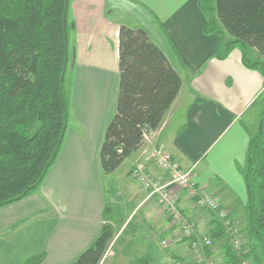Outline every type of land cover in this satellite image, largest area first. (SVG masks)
Here are the masks:
<instances>
[{
    "label": "crops",
    "instance_id": "0c3cea01",
    "mask_svg": "<svg viewBox=\"0 0 264 264\" xmlns=\"http://www.w3.org/2000/svg\"><path fill=\"white\" fill-rule=\"evenodd\" d=\"M206 22L200 0H70L65 78L68 130L40 187L0 208V250L4 249L8 259L17 258L24 264L29 258L41 257L39 264H73L92 246L104 225L113 226L111 243L117 244L135 221L146 254L130 263L191 264L188 240L132 175L135 166L143 163L153 179L168 180L150 158L156 148L167 151L182 170H191L196 186L219 200L233 226L239 231L245 228L247 192L241 169L247 162L250 136L256 133L252 131L255 120L247 122L246 117L264 95V74L259 68L247 67L235 47L220 58L219 36L204 33ZM123 25L145 30L179 72L183 84L160 128L116 171L105 175L100 153L117 109L119 30ZM171 194L200 234L219 237L223 229L211 211L175 186ZM121 223L122 228L116 230ZM223 235L211 253L215 257L224 251L226 264ZM156 237L168 243L167 253L158 249ZM229 258L228 264H233ZM104 260L105 256L101 264Z\"/></svg>",
    "mask_w": 264,
    "mask_h": 264
},
{
    "label": "trees",
    "instance_id": "16d2710c",
    "mask_svg": "<svg viewBox=\"0 0 264 264\" xmlns=\"http://www.w3.org/2000/svg\"><path fill=\"white\" fill-rule=\"evenodd\" d=\"M70 0H0V208L34 193L56 161L68 130L70 108L65 91L69 64ZM204 33L219 36L217 53L225 58L232 47H243L244 64L264 74V0H216L207 11ZM214 20L219 25L213 26ZM228 36V39L226 37ZM227 42V49L219 48ZM248 50L258 58L248 62ZM120 84L117 109L101 148L105 175L142 148L146 136L162 125L182 88V77L163 50L143 29L119 30ZM247 223L240 232L249 239V252L238 254L225 244L228 264L241 258L264 264V109L259 127L250 136L242 169ZM111 207L106 208L107 214ZM222 227V226H221ZM224 231L210 236L215 241ZM114 239V228L101 234L73 264H101ZM209 257L211 252L207 251ZM41 257L24 264H39Z\"/></svg>",
    "mask_w": 264,
    "mask_h": 264
},
{
    "label": "built area",
    "instance_id": "2783aa9c",
    "mask_svg": "<svg viewBox=\"0 0 264 264\" xmlns=\"http://www.w3.org/2000/svg\"><path fill=\"white\" fill-rule=\"evenodd\" d=\"M148 139L149 136H146V140ZM150 158L156 162L162 172L167 174L166 182L153 179L147 171L146 164L143 163L135 166L132 175L149 193V197L157 199L162 212L171 219L174 226L180 229L182 237L188 240L190 256L196 262L195 264H215V257L213 255L209 257L207 251L212 252L216 248L217 242L208 235L200 234L195 223L181 212L176 199L171 194V188L174 186L185 191L186 197L195 200L198 206L211 211L221 223L227 243L229 239L231 247L240 250L238 247L240 236L236 233L227 211L221 207L216 197L196 186L192 171L182 170L180 165L172 159V156L161 148L154 149L150 153ZM162 244L167 246V242ZM174 264L182 263L175 261ZM241 264H248V261H242Z\"/></svg>",
    "mask_w": 264,
    "mask_h": 264
},
{
    "label": "rangeland",
    "instance_id": "374dc122",
    "mask_svg": "<svg viewBox=\"0 0 264 264\" xmlns=\"http://www.w3.org/2000/svg\"><path fill=\"white\" fill-rule=\"evenodd\" d=\"M205 6L207 8V11H209L212 14H215L216 11V0H205ZM213 26L219 25V20H214L213 18ZM228 39V36L226 37ZM237 50L241 51L243 55V47L241 45H235L234 46ZM222 50L226 51L227 49V42H224L222 45ZM234 58V56H232ZM246 58L248 62L250 61L251 63L255 62V60L258 58L257 54L253 52V50H248L246 54ZM264 109V95L258 100V103L255 105V107L251 110V112L248 114L249 116L246 117V121L249 122L250 118H253L255 120V125L252 128V131L257 132L258 127H259V119L261 112ZM136 184V182H135ZM115 207V206H114ZM113 213H111L112 215ZM114 215V214H113ZM119 216L121 217L122 214L119 213ZM139 217V216H138ZM186 217V216H185ZM114 218L119 220V217L114 215ZM125 218V217H124ZM138 219V218H136ZM173 225V224H172ZM128 227V226H127ZM122 228V223L121 225H118L116 230H120ZM235 228V227H234ZM236 233L239 235L241 230H237L235 228ZM123 234V235H122ZM122 236L119 238V242L117 244L111 243L106 255H105V264H132L130 261H136L139 258L143 257V255L146 254V247L144 246V243L141 244V231L138 230V225L137 222H132V224L124 231L122 232ZM240 239L238 240V247L240 250L233 249L230 245V247L237 252L238 254H244L249 252V239L246 236H240ZM238 239V238H237ZM154 242L158 243V249L161 250L164 253H167L169 250L166 248L167 246H164L162 244V240L159 237H156L154 239ZM218 242V241H216ZM156 244V243H155ZM168 244V243H167ZM228 244V243H227ZM225 245V244H224ZM157 246L155 245V248ZM15 250H17L18 246H14ZM22 248V247H20ZM1 249V248H0ZM168 250V251H167ZM1 252L0 250V264H22L23 262L20 261V259H8L5 255L4 249ZM167 251V252H166ZM223 253L224 251H221L219 254L215 256V264H225L223 261ZM191 261L195 264L196 262L194 259L190 258ZM241 261H248V264H254V261L252 259H247L245 257L241 258ZM127 261V262H126ZM191 262V264H193ZM134 264V263H133Z\"/></svg>",
    "mask_w": 264,
    "mask_h": 264
}]
</instances>
